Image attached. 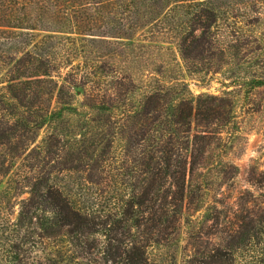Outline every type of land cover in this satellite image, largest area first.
I'll use <instances>...</instances> for the list:
<instances>
[{
  "label": "rangeland",
  "instance_id": "rangeland-1",
  "mask_svg": "<svg viewBox=\"0 0 264 264\" xmlns=\"http://www.w3.org/2000/svg\"><path fill=\"white\" fill-rule=\"evenodd\" d=\"M97 2L100 5L92 4L90 10L78 15L71 11L63 14L65 10L56 14L54 7L45 3L46 8L42 0L0 1V25H5L9 17L22 27H0V92L8 93L10 77L24 72L15 67L19 60L30 61L32 67L38 63L35 58L43 59L46 66L48 59L51 79L24 78L17 82V93L22 94V105L28 111L17 101H12L14 108L9 107L11 112L17 108L27 112L24 117L38 109L53 114V121L36 134L21 132L24 144L31 138L43 146L50 127L55 128L58 148L65 150L63 159L73 154L69 164L74 166L78 151H88V147L77 149L76 141L85 146L93 142L99 145L93 153L94 161L102 155V148L114 141V147L107 148L103 156L107 166L112 164L116 170L103 173L82 163L78 171L56 173L54 177L64 195L81 209L93 202L89 192H99L98 187L88 185L86 178L109 177L108 181L114 182L113 176L129 172L132 161L125 147L130 140L125 136L136 125L127 116L139 108L145 96L159 89L166 93L184 83L207 105L210 98L217 99L212 102L216 116H224L227 123H217L208 130L198 127L196 121L192 124V138H200L202 131H207L210 147L203 142L199 162H204L207 169L192 178L191 195L183 205L181 232L167 248L148 251L156 264H185L196 247L207 240L212 245L221 244V231L235 232L239 217L247 210L264 211V0ZM207 10L214 13L215 23L210 27L208 43H197L207 23ZM185 35L189 39L184 59L180 45ZM30 66L25 67L27 76L34 72ZM36 80L50 84L34 88L31 94L25 82ZM21 158L0 177V264H5L3 249L16 236H24V232L14 231V225L22 202L29 198L25 177L31 175L28 167L35 160ZM119 183L121 186L122 182L115 183L117 187ZM102 190L108 191L106 183ZM30 241L33 246L38 242L36 233ZM44 244L36 250L29 245L33 260L50 258L58 264H84L69 252L66 239Z\"/></svg>",
  "mask_w": 264,
  "mask_h": 264
},
{
  "label": "trees",
  "instance_id": "trees-1",
  "mask_svg": "<svg viewBox=\"0 0 264 264\" xmlns=\"http://www.w3.org/2000/svg\"><path fill=\"white\" fill-rule=\"evenodd\" d=\"M42 3L51 4L56 14L65 10L63 14L71 11L78 15L90 10L92 4L100 5L97 0H42ZM205 17L207 23L196 39L197 43H208L210 27L215 23L212 11L207 10ZM0 27L22 28L9 17L8 22ZM188 39L185 35L180 45L184 59ZM45 60L48 66L43 59L35 58L34 61L38 63L32 67L30 61L19 60L15 67L24 69V72L20 76L10 77L7 81L8 93L0 92V177L7 175L12 164L17 159H22L21 157L35 160L28 167L31 175L27 173L24 176L28 179L29 198L22 202L14 225V231L19 234L24 232V236H16L9 247L3 249L5 253L2 262L58 264V261L50 258H44V262L42 259L33 260L32 250H36L38 245L44 246L45 241L62 238L68 242L69 252L73 253L74 258L84 264H156L150 260L148 251L155 247L167 248L176 241L182 228L183 205L191 195L192 178L198 171L207 169L204 162H199V157L202 156L205 143L210 147V140L207 138L209 132L202 131L200 138H192L193 122L196 121L198 127L207 130L217 123H227L224 116H216L212 102L217 99L210 98L211 102L207 105L202 97L195 98L184 83L171 87L166 93H163L164 89H159L145 96L139 108L131 116H127L136 125L135 131L125 136V139L130 140V144L125 147L132 161L128 167L129 172L125 176H113L116 184L118 181L122 182L119 187L112 180L108 181L109 177L86 178L88 185L98 187L99 192H94L93 195L89 192L93 202L81 209L64 195L54 182V177L56 173L76 172L82 163L90 170L103 173L109 169L116 170L112 164L107 166L103 156V153L108 152L107 148L114 147V141L102 148V155L96 161L93 153L98 151L99 145L93 142L90 146H85L81 141H76L77 149L88 147V151L84 154L83 149L78 151L79 159L74 166L69 164L73 154L67 155V160L63 159L65 150L61 146L58 148L59 136L55 128L50 127L51 133L43 146L36 145V140L31 138H26L27 142L24 144L21 133L23 130L28 134H36L53 121V114L50 115L43 109H38L35 114L34 110L27 117H24L27 112L18 108L16 112H11V108H14L12 101H17L22 109L28 111L27 106L22 105V94L17 93L19 80L52 78L50 60ZM27 65L34 70L28 76L25 68ZM25 83L31 94L34 88L50 84L45 80ZM173 91L174 96L171 95ZM17 139L20 141H16ZM198 148L202 149L201 152ZM123 176L128 181L122 179ZM169 181L170 188L166 189ZM103 183H106L108 191L102 190ZM128 183L129 186L126 185ZM123 184L126 186L121 189ZM238 220L235 232H220L221 244L212 245L207 240L205 245L195 246L194 253L187 257L185 264H264V211L247 210ZM33 233L38 237L34 246L30 244ZM190 239L193 240L192 235ZM29 245L33 247L32 250Z\"/></svg>",
  "mask_w": 264,
  "mask_h": 264
}]
</instances>
